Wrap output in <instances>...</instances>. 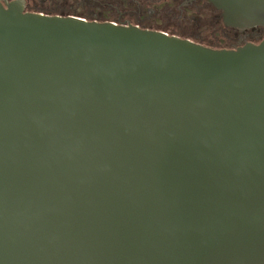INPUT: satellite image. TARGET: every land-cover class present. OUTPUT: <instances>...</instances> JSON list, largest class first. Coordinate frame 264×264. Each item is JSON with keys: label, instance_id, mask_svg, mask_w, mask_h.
<instances>
[{"label": "water", "instance_id": "1", "mask_svg": "<svg viewBox=\"0 0 264 264\" xmlns=\"http://www.w3.org/2000/svg\"><path fill=\"white\" fill-rule=\"evenodd\" d=\"M207 1L264 30V0ZM23 4L0 0V264H264V32Z\"/></svg>", "mask_w": 264, "mask_h": 264}, {"label": "flooded vegetation", "instance_id": "2", "mask_svg": "<svg viewBox=\"0 0 264 264\" xmlns=\"http://www.w3.org/2000/svg\"><path fill=\"white\" fill-rule=\"evenodd\" d=\"M12 1V0H7ZM24 11L75 15L89 20L133 25L158 30L212 48H235L247 42L258 43L263 28L225 26L221 11L207 0H23ZM4 4V2L2 1ZM191 24L208 25L196 33L182 30ZM227 32H234L228 37ZM250 32V33H248ZM237 33V37L235 34Z\"/></svg>", "mask_w": 264, "mask_h": 264}, {"label": "rangeland", "instance_id": "3", "mask_svg": "<svg viewBox=\"0 0 264 264\" xmlns=\"http://www.w3.org/2000/svg\"><path fill=\"white\" fill-rule=\"evenodd\" d=\"M182 30H187L189 33H196L195 31H197L199 33V31L201 29H203V27L208 28V25H201V24H191V25H186V26H182ZM250 33V32H248ZM226 34H228V37H232L234 35V32H227ZM237 33L235 34V37Z\"/></svg>", "mask_w": 264, "mask_h": 264}]
</instances>
